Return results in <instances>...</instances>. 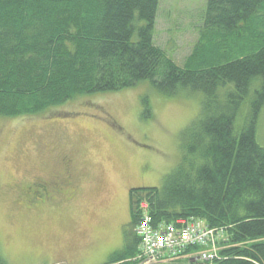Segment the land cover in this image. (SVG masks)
I'll return each mask as SVG.
<instances>
[{
    "label": "trees",
    "instance_id": "obj_1",
    "mask_svg": "<svg viewBox=\"0 0 264 264\" xmlns=\"http://www.w3.org/2000/svg\"><path fill=\"white\" fill-rule=\"evenodd\" d=\"M158 5L0 0V118L40 116L77 96L143 81L166 96L201 93V113L184 146L193 157L190 171L173 172L160 188L129 190L125 228L132 231L107 264L139 263L134 227L141 203L154 227L189 218L222 231L226 241L213 264H264V145L256 141L264 106V0H207L183 67L153 44Z\"/></svg>",
    "mask_w": 264,
    "mask_h": 264
},
{
    "label": "rangeland",
    "instance_id": "obj_2",
    "mask_svg": "<svg viewBox=\"0 0 264 264\" xmlns=\"http://www.w3.org/2000/svg\"><path fill=\"white\" fill-rule=\"evenodd\" d=\"M206 6L207 0H159L153 44L178 67L197 42ZM203 99L199 92L166 96L143 81L123 91L77 96L40 116L0 118V256L5 263L91 264L102 248L117 246L118 222L130 214L129 190L160 188L173 172L190 171L186 132L198 119ZM242 110L238 124L244 121ZM256 123L261 146L264 106ZM63 156L75 160L69 174L76 172L83 181L70 213L56 212L59 204L36 215L18 207L17 185L51 168V158ZM66 218L73 222L65 227ZM222 236L214 239L218 255L226 241ZM159 259L173 261L168 253Z\"/></svg>",
    "mask_w": 264,
    "mask_h": 264
},
{
    "label": "built area",
    "instance_id": "obj_3",
    "mask_svg": "<svg viewBox=\"0 0 264 264\" xmlns=\"http://www.w3.org/2000/svg\"><path fill=\"white\" fill-rule=\"evenodd\" d=\"M140 209L142 217L134 227L140 247L139 255L134 261L139 260L140 264H176L195 260L196 264H213L219 260L218 249L215 248L217 242L214 239L223 234L222 231L210 229L201 221L183 218L154 227L145 212L144 203L140 204ZM167 253L168 258L172 257L173 261L163 263L159 257Z\"/></svg>",
    "mask_w": 264,
    "mask_h": 264
},
{
    "label": "flooded vegetation",
    "instance_id": "obj_4",
    "mask_svg": "<svg viewBox=\"0 0 264 264\" xmlns=\"http://www.w3.org/2000/svg\"><path fill=\"white\" fill-rule=\"evenodd\" d=\"M114 127L120 130L118 126ZM52 159L55 158H51L47 163L51 168L45 170L46 163H44V173H38L35 179L17 185L18 190L15 195L17 206L23 207L33 215L39 213L42 208L49 211L55 204H59L60 208L63 207L62 210H65L64 204L68 198L77 199L78 182L81 183L82 180L76 172H73L75 175L69 174V166L74 165L75 160L68 156Z\"/></svg>",
    "mask_w": 264,
    "mask_h": 264
},
{
    "label": "crops",
    "instance_id": "obj_5",
    "mask_svg": "<svg viewBox=\"0 0 264 264\" xmlns=\"http://www.w3.org/2000/svg\"><path fill=\"white\" fill-rule=\"evenodd\" d=\"M82 182L83 181H81V183L78 182V187L80 186V184H82ZM74 197L76 198V196H74ZM74 203H75V199L72 200V198H68V201L65 202V204H64V207L66 206L65 207V210H62L63 207H61L60 210L59 211H56V212H60V213H70V209L74 207V206L72 207V204H74ZM129 216H130V214L128 215L127 219L121 220V221L118 222V226H119V229L121 230V233H120V240L118 241L117 246H115L114 243H112L110 245V247H109V248H112V249L107 253L106 257H103V255L109 250V248L108 247L105 248V249L102 248L100 251H98L95 254L97 256V259L95 261H92L93 263H91V264H107V263H109L110 260L108 258L111 255H113L114 253L118 252V250L122 248L123 243H124V241H123V235H124V233L127 230L129 232L132 231V228L131 227H128V229L125 228V227L128 226L127 225L128 223L127 224L126 223L123 224L124 222H129ZM69 221L71 223L73 222V220L66 218V220H65V227H66V225H68V226L70 225ZM58 243H59V241H56L55 242V247L59 246Z\"/></svg>",
    "mask_w": 264,
    "mask_h": 264
}]
</instances>
